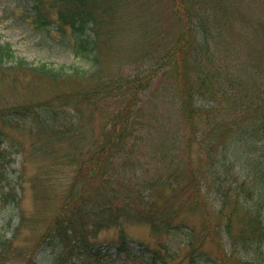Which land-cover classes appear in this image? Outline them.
<instances>
[{
  "label": "trees",
  "instance_id": "trees-1",
  "mask_svg": "<svg viewBox=\"0 0 264 264\" xmlns=\"http://www.w3.org/2000/svg\"><path fill=\"white\" fill-rule=\"evenodd\" d=\"M243 2L168 0V7L179 25L176 38L162 46V53L161 47L149 52L146 45L140 53H133L115 34L119 31L120 20L127 21L126 26L139 20L144 0H31L32 22L39 28L56 25L59 36L83 65L36 64L18 58L9 43H0L1 74L9 69L32 71L66 85L60 86L58 92L46 100L17 103L0 112V136H3L2 126L8 124L46 137V151L59 154L69 167L68 173H73L60 185V176L45 179L51 186L50 198L59 204L41 234L39 245L40 248L44 244L55 248L56 264H71L70 255L92 264H103L106 258H112L109 248L88 239V235L95 237L97 232L90 234L92 231L83 229L88 219L95 230L117 224L120 217L136 215L149 221L155 231L161 226L184 231L183 224L171 225L175 219L165 221L159 217L160 206L173 200L180 188L189 200L198 198L203 202L199 194L203 183L208 191L217 194L221 211L229 220V216L244 209L243 213L253 223L248 232L252 241L264 239L259 212L242 207L244 198L246 201L253 198V190L248 176L240 175L239 170L247 164L253 169L256 167L259 173V178L255 176L253 181L264 177V154L257 158L250 156L256 150L264 151V46L250 50V59L245 50L247 59H241L239 52L236 53V41L246 37L241 19V13H247L242 8ZM52 11L56 17L52 16ZM240 61H243V68L249 67L241 75L234 72ZM131 65H144L145 69L132 77L125 72V67ZM161 71L163 75H171L174 88L179 90V111L190 132L196 136L202 134L198 142L203 145V162L208 168L205 177L192 171L187 177L179 174L181 160L176 162L175 156L170 159L176 148H166V144L161 152L165 162L162 168L155 172L146 168L141 174L126 169V163L136 161L134 166H138L142 162L130 152L127 137L134 135L141 120L143 127L139 128V135L143 136L149 127L144 124L147 104L140 95ZM110 102L118 105L108 118L111 127L98 129L97 111H104ZM82 107L90 110L88 123L83 119ZM126 144L124 149L128 151L118 154ZM13 154L12 148L8 150L3 146L0 149V213L11 212L10 225L13 214L18 216V223L13 227L14 237L24 214L20 208L22 176L16 174L12 166ZM167 158L170 162H166ZM111 161L115 162L111 164ZM115 164L125 167L117 170ZM100 179L105 188L110 187L102 207L92 201ZM166 188L172 192H165ZM228 205L230 210L225 211ZM185 233L187 237L194 234L191 230ZM118 240L114 244L116 253H124L126 261L170 264L166 253L148 244L140 242L139 252H135L130 246L134 239L123 230ZM9 242L6 234L0 231V257L6 253ZM237 262L264 264L249 258ZM29 264L41 263L32 256Z\"/></svg>",
  "mask_w": 264,
  "mask_h": 264
},
{
  "label": "rangeland",
  "instance_id": "rangeland-1",
  "mask_svg": "<svg viewBox=\"0 0 264 264\" xmlns=\"http://www.w3.org/2000/svg\"><path fill=\"white\" fill-rule=\"evenodd\" d=\"M167 1L144 0V9L139 13L140 18L137 22L133 20L126 26L127 21L120 20L119 31L115 37L118 41H122V45L128 51L140 53L146 45V50L149 52L156 50L159 46L162 53V46L176 38L179 25ZM242 4L243 10L247 12L241 13L246 37L236 41L238 46L236 53L239 52L240 58L244 60V58L247 59L246 56L249 55L250 50L254 48L257 50L264 46V0H244ZM32 13L31 0H0V43H9L18 58H26L36 64L47 62L56 65H83V61L73 54L71 47H68L66 41L59 36L56 25L39 28L32 22ZM52 16L56 17L54 11H52ZM238 17L240 19V15ZM248 58L251 57L248 56ZM115 62L121 66L119 61ZM242 62L240 61L239 67L234 69V72L240 75L245 74L249 68H243ZM111 63L113 65V62ZM144 69V65H131L125 67V72L135 77L139 71L143 72ZM60 86L66 85L50 81L32 71L6 70L4 75L0 73V112L17 103L36 102L53 97ZM178 91L174 88L171 75H163V71L141 91L140 97L142 96L147 104V119L144 124H148L149 127L144 130L145 135L142 136L141 133L139 135V128L143 127V120H141L142 123L135 127L134 135L127 137L131 145L130 152L142 160L138 166H134L136 161L126 163L128 171L134 170L141 174V172H146V168H150L151 172L162 168L165 162L162 160L161 152L163 145L166 144V148H176L170 159L175 156L176 162L181 160L182 167L177 170L179 174L185 177L188 176L189 171L199 177H205L207 174L208 168L203 162V145L198 142L202 134L197 133V136L192 134L188 124L181 117L177 103ZM117 108L118 105L115 102H110L107 103L104 111L98 109V120H95L98 129L111 127L108 118ZM82 109L84 110L82 113L84 121L90 122L88 120L91 117L90 110L83 107ZM1 123L0 117V126ZM84 130L88 132L85 128ZM2 131L0 149L3 146H6L8 150L12 148L14 152L12 166L17 170L16 174L21 173L22 176L20 208L24 219L20 221L13 237V227L18 223V216L13 214L10 225L11 212L10 214L5 211L0 213V231L10 239L6 253L0 257V264H29L32 256L41 264H56L53 258L55 248L47 247L45 244L40 248L39 245L41 234L56 213L59 204L50 198L51 186L45 182V179L49 176H60L58 181L60 185L73 173H68L69 167L59 154L46 151V137L32 134L29 129L12 127L8 124L2 126ZM134 136H141V138L136 139ZM125 147L127 144L118 151V154L127 152L128 148L124 149ZM261 154H264V151L256 150L250 156L257 158ZM114 162L111 161V164ZM166 162L170 160L167 158ZM187 164L190 166L188 167ZM114 167L118 170L125 166L115 164ZM256 169V167L253 169L252 166L244 164L239 170L240 175L248 176L253 190V198H248L247 201L244 198L242 207L257 210L264 225V177L256 182L253 181L255 176H259ZM204 184L200 186L199 193L203 202L198 198L189 200L181 188L169 203L160 201L162 205L159 217H163L165 221L175 219L171 225L183 224L181 227H184V231L174 228L167 230L164 226L155 231L149 221L139 219L136 215L127 218L120 217L121 220L117 224L99 230H95L88 219L83 229L88 232L92 231L90 234L97 231L95 237L88 235V239L103 244L105 248L113 252L112 258H106L103 264L136 263V261L124 260L126 258L124 253L120 255L116 253L114 244L120 241L118 239L122 230L134 239L130 242V246L135 252H139L140 242L148 244L152 248L161 250L163 254L166 253L170 264H238V260L248 258L264 262V239L252 241L248 232L253 223L243 213L244 209L229 216V220L226 213L223 214L221 211L217 194L213 190L208 191ZM95 186H98L95 187L98 189L93 191L92 201L102 207L106 200V192L110 187L105 188L102 179ZM165 192L170 194L172 191L166 188ZM230 207L228 205L225 211H229ZM174 215L176 217L172 218ZM188 230L194 233L192 237L186 236L185 231L188 232ZM241 238L247 241H241ZM68 259L71 264H92L87 261L82 262L75 255H70Z\"/></svg>",
  "mask_w": 264,
  "mask_h": 264
}]
</instances>
